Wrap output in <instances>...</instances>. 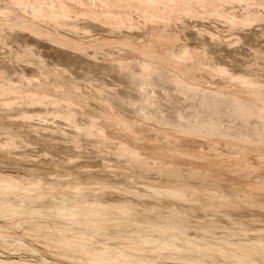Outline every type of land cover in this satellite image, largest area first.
I'll use <instances>...</instances> for the list:
<instances>
[{
	"label": "bare ground",
	"instance_id": "6f19581e",
	"mask_svg": "<svg viewBox=\"0 0 264 264\" xmlns=\"http://www.w3.org/2000/svg\"><path fill=\"white\" fill-rule=\"evenodd\" d=\"M209 18L216 20L222 30L213 29L214 34L199 25L202 22L200 20ZM261 18L263 22L264 0H0V26L9 28L7 32L14 37L0 33V43L11 45L14 40L18 46L33 44L37 50L38 46L43 52L40 54L52 58L51 61L62 58V64L67 67L74 65L75 69H71V73L75 77H90L92 73L95 76L96 71L106 74L111 71L115 74L118 88L115 89L117 84L114 82L115 90L109 89L111 92H108L113 95L112 101L108 104L104 101L105 107H99L104 104L98 99L99 106L96 105L97 100L93 101L96 106H86L89 104L85 101L86 96L72 89L74 84L61 78L57 68L38 76L33 75L35 79L30 77L31 82L26 78L28 76L21 80L33 88L30 91L33 97L38 93L39 99L47 97L60 105L68 100L76 104V108L69 114L61 109L42 110L41 120L49 114L57 117L56 120L69 121L82 114L85 118L82 116L81 119L86 124L83 123L79 128H85L82 132L84 135L97 136L95 146L98 150L104 151L109 142L117 139L112 152L104 151L110 158L105 161L110 160L112 163L104 162L103 170L126 175L114 185V189L102 177L91 178L95 181L82 179L81 176L71 178L74 172L69 169L67 173L71 179L68 180L58 177L47 180L32 171L23 175L0 170V221L5 222L7 227L4 228L19 227L22 216H26L33 224L28 228L32 229L33 237H37L43 234L40 227L45 222L38 223L36 219L43 217L51 222V228L55 230L54 236L46 234L54 237L52 239L55 241H45L53 245L57 243L49 250L50 245L46 244L48 247L44 249L41 243H36L43 247L44 250H41L32 246L30 240L26 243L21 241V235L13 232L12 236L0 237V244L8 243L9 250L17 254L9 258L0 255V264H143L150 260L160 262L168 258L179 259L183 264H264V226L255 228L256 233L253 231V235H248L250 219L230 217L234 226H230L229 231L221 236H215L213 233L217 222H196L190 218V210L196 206V209L210 208L212 203L214 206H222L219 204L223 202L234 207L236 202L231 203V198L241 192L240 200L245 201L244 205L262 207L263 202L258 201V197L256 199L255 196L259 194L255 195V190L264 192V175L260 180H247L243 178V173L264 169V77L259 71L247 68L238 73L228 72L227 64L217 60L213 64L210 59L212 62L209 63V53L206 47L202 48V44L207 43L198 40L195 47L189 48L190 44L182 35L184 28L180 30L186 24L184 21H188L190 26L200 27V33L205 31L208 36L214 34L218 42L229 44L244 36L243 30L248 27L250 29ZM0 28L1 31L4 29ZM199 32L195 34L200 35ZM193 41L191 44L195 43ZM100 47L107 48L112 55L115 50L122 52L126 49L131 57L128 52V56H125V52L122 58H114L113 55L112 59L107 56L111 64L87 57L90 49L101 51ZM24 51L28 53L30 49ZM32 53L28 54L35 57L36 54ZM257 57L258 60L262 58ZM9 64H4L0 59V84L11 83L8 82L12 80ZM50 76L54 78L53 81L48 80ZM102 79L98 84L100 91L109 85L106 82L108 80ZM81 83L88 84L83 81ZM85 86L88 85H83V88ZM95 87L90 88V91ZM8 90L0 91V99L7 108L11 106L19 89H15L16 92ZM100 91L96 90L95 95L100 97ZM156 97H160L157 100L159 102L155 100ZM125 111L130 112L129 115ZM153 113H158L160 119L156 117L157 120H151ZM27 115H21L22 119ZM2 116L0 132L8 133L6 117ZM166 118H169L170 123ZM225 119H228L230 125L226 130H221ZM149 122L153 123L151 136L144 133L146 123ZM164 122L168 125L165 126ZM79 135L78 132L74 133L72 140L78 142ZM198 141L202 143L197 144ZM152 171L164 176V179L159 180L161 182L145 180L147 173ZM183 176L195 181L190 183L191 180L178 179ZM227 181L229 184H222ZM92 182L97 186H90ZM110 187L121 196L100 198L98 192ZM45 198H48L47 205H44ZM181 206H186L188 211L182 210ZM233 209H237L236 206ZM212 211L219 209L213 208ZM225 213L232 214L226 210ZM251 222L253 225L250 224V227L254 226L253 220ZM238 235L242 236L236 237ZM93 236L122 239V244L95 247L86 241ZM23 246L28 251L26 254H29L26 257L18 256ZM55 247L59 250H54L57 256L53 257L55 255L47 251L53 252ZM143 252L147 256H143Z\"/></svg>",
	"mask_w": 264,
	"mask_h": 264
},
{
	"label": "rangeland",
	"instance_id": "374dc122",
	"mask_svg": "<svg viewBox=\"0 0 264 264\" xmlns=\"http://www.w3.org/2000/svg\"><path fill=\"white\" fill-rule=\"evenodd\" d=\"M261 14H263V12ZM259 19H257L258 22L256 24L255 23L252 24L250 29L248 27V28H246V30L244 29L245 31L243 30V34L245 33L244 36L240 37L237 41L231 42L229 44H228V42H224V43L218 42L217 38L214 36L215 32H214L213 29H216L217 31L222 30L221 28L219 29V27H218L219 23H216L217 21L214 20V19L210 20V18H209L208 20L207 19L200 20V22L201 21L202 22H201V24L199 23L200 26H203V28H206L210 32L214 33L213 34L214 37L212 35L208 36V33L205 32V31H201L203 33H200L199 32L200 27H198V26H195V27L190 26L188 21H186V22L184 21V23H186V24L185 25L183 24V26L180 27V30H183V28H184V30H183L184 34H182V35L185 36V37L184 36L183 37L186 38L185 40L187 41L188 45L190 44L189 48L195 47L196 46L195 44L197 43L198 40L199 41H204L205 43H207V45L206 44H202V48L206 47L205 49L209 53L208 54L209 63H211L212 61H213L212 62L213 64L215 62L217 63V61L223 62V63L227 64L226 67L229 70L228 72H232V73H238L237 71L244 70L246 68L250 69L252 71H259L262 74V78H263L264 77V61H263L264 60V51H263L264 50V18H263V22H262V18H261V21ZM254 22H256V21H254ZM0 27H4V29H3L4 31L3 30L1 31V28H0L1 35H7V33H8L7 31L10 30V29L5 27V26H0ZM5 29H7V30H5ZM191 31H193V32H191ZM185 32H187V34ZM196 32H199L200 35H196L195 34ZM8 35L11 36V34H9V33H8ZM9 36H6V37L9 38L8 40H12V38L14 39L13 35L11 36L12 38L9 37ZM208 37H210V38H208ZM196 38H198V39H196ZM86 39L87 38H84V40H86ZM210 39H212V40H210ZM213 39H216V40H213ZM193 40L195 41V43L191 44ZM2 43H0V53H1L0 54V59H1V62L3 61L4 64H9L10 63L9 66L12 68V74H10L11 77H12V80L8 81V82H11L12 84L11 83H7V85H8V87H7L6 83H1L0 84V91L1 92H3L4 90L5 91H9L8 89H10V91H12V92H14V91L16 92V90H18V89H19V91H18V93L17 92L15 93V97L17 96L18 100H17V98L14 97V100L11 101L12 102L11 106L9 105L10 103L7 104V105H9L8 108H7L6 104L3 105L4 102H3L2 99H0V102L2 103L0 105V116H2V113H4L2 117H4V118L6 117L5 118V120L7 122L6 123V125H7L6 131L9 129L8 130L9 132L14 133V136H13L12 133L9 134V132L8 133L7 132H5V133L0 132V147L2 145V147L0 148V170H8V171L19 172V173H22L23 175L24 174H26V175L30 174L31 173L30 171H32V173L35 172V173L39 174L40 176H42L43 178H45L47 180H51V179H53L55 177H58L61 180H68L70 178V175H68L67 170L69 169V170H72L74 172L73 176H71V178L81 176L82 179H89L90 181H95V180H93L91 178L96 177V176L97 177H102V178L107 179V181L111 183L112 188H114V185L118 184L119 181L123 180L126 177V175L118 174V173L117 174H114V173L111 174V172H106V171L103 170V165H104V162L112 163V161H110V160L109 161H105L106 159H110V158H109V156H107V154L104 151L112 152L114 150L113 146L116 144L115 141H117V139H114L111 142H109L106 145V147L104 148V151H100L95 146L96 145L95 140L98 139L97 136L84 135L82 132L85 130V128H79V126L83 125V123L86 124V121L84 119H81V117L83 116L82 114L81 115L77 114L78 116L75 115L76 117L73 118L74 120L71 118V119H69V121H62L59 118H58L59 120H56L57 117H52L49 114L46 115V117H43L42 120H41V115L42 114H40V111H42V110H46L48 108V110L53 109L52 111H58L59 109H61L63 112L69 114V112H71L72 109L76 108V104L74 105V103L72 101L68 100V102L67 101H63L62 104L60 105L58 103L52 102L47 97L46 98L44 97L45 99H41V98L39 99V98H37V96H38L37 94L38 93L36 94L35 97H33V96L30 95L31 94L30 91H31L32 87H28L25 83H23V81H22L23 79L22 78H25L26 76H28L26 78L29 79L30 82H31L32 78L35 79V77H33V75L36 76L37 74L39 75L42 72H46V71L49 72L48 70L57 68V69H59L58 70V74L60 75L61 78L69 80V82L71 81L72 83L71 82L70 83L72 85L74 84L73 85L74 88H72V89H74V90L77 89L76 91L79 94H83L84 97L86 96L85 97V101H86V103L89 102V104H90V105L86 104V106L93 107V106H96L97 104L99 106L100 102H101L104 105H100L99 107H103V106L105 107L106 104L111 103L110 101H112L111 99H112L113 95L111 96V93L109 94L108 92H111V91H113V90L118 88V83L116 82V79H114V78H116L115 74H113L111 71L108 72V74H106V72L103 73L102 71L101 72L96 71V74L98 73L97 74L98 76H96V74H94L96 77L93 76V73L90 75V77H87V76H83L81 78L75 77V75H73L71 73V69H75V68H73L74 65L71 66V67L70 66L67 67L65 64H62L63 63L61 61L62 58H59L60 60L56 59V60L51 61L52 58L49 59L48 56H46V55L43 56V54L42 55L40 54V53H43V52H41V50H39L38 46H37V48H38V50H37L35 48L36 46L33 45V44L32 45L28 44L26 46L23 45V44H19V46H18V45H16L14 40H12L13 46H12V44L10 45V43H7V42L6 43L2 42ZM225 44H227V46ZM209 46H211V47H209ZM212 46H213V48H212ZM228 46H229V48H228ZM17 47H19V48L17 49ZM27 47H29V48H27ZM21 48H24V49H21ZM102 48L100 47L101 51L99 49L97 50V48H94L92 50L90 49V51H89L90 53L87 55V57L89 56L90 58H92V59H94L96 61L105 62V63L107 62L108 64H111L110 63L111 59H109L111 56L114 55V58H119V57L122 58V56L124 57V53L126 52L125 51L126 49L122 50V52H121V50H115L116 53L113 52L114 54L112 55V52H108L107 48H105V47H102ZM116 48H118V47H116ZM253 48H255V49H253ZM29 49H30V51H28V53L30 52V54L32 53L33 49L34 50L36 49L37 53H35L36 52V50H35V51H33L32 54L35 53L36 56L37 55H39V56L36 57L34 55L35 57H32L33 55H30L26 51H24V50H29ZM23 51H24L25 54L22 53ZM10 52H13V54L10 53ZM91 52H93V53H91ZM98 52H100V53H98ZM127 52L125 54L126 57L128 56L127 54L129 53V52L128 53ZM27 54H28V56H27ZM130 54L131 53H129V56L131 57ZM210 54H211V56H210ZM13 55H15L17 57V59H16V57L14 58ZM29 55H30V57H29ZM115 55H118V56H115ZM7 56L10 57V58H7ZM22 56H25L24 58H25L26 61L24 60V58ZM91 56H93V57H91ZM257 56H259L260 58L262 57V58L258 60ZM103 57H104V59H103ZM105 57H106V59H105ZM114 58H112V59H114ZM12 59H14L16 62L14 60L12 61ZM21 59H23V60H21ZM42 59H44V60L42 61ZM8 61H10V62L8 63ZM20 61H21V63H20ZM23 61H25L26 63L23 62ZM28 62H29V64H28ZM31 62H32V64H31ZM13 63H15V64H13ZM50 64H52V65H50ZM19 65H20V67H19ZM67 65H69V64H67ZM42 66H44V67H42ZM52 66H54V67H52ZM59 66H60V68H59ZM20 68H22L23 71ZM26 68L29 69V70L27 71ZM62 68H64V71H62L63 70ZM68 68H69L70 71L68 70ZM13 69H16L17 71L13 70ZM41 69H42V71H41ZM60 70H61V72H59ZM26 71H27V75H26ZM28 72H29L30 76H29ZM62 72L64 74H66V75H64ZM18 73H20V75ZM99 73H102L103 75H101ZM105 74H106L107 78H106V76H104ZM110 75L113 76V78L111 76L112 79L110 78ZM71 76H73L75 78L73 79V77H71ZM99 76H101V77H99ZM30 77H32V78H30ZM102 77L105 80L102 79ZM48 78H49L48 79L49 81H53V79H54L52 76H50ZM75 79H79V80L77 81ZM100 79H102L103 81H106V80L109 81L110 80V82L106 81L109 85L106 87V89L103 88L101 90L102 92L99 90ZM20 80L22 82H20ZM17 81H18V83L19 82L20 83L18 84ZM36 81H38L37 78H36ZM81 81H83L85 83L88 82V84H83V83H81ZM114 82H116V84H117L116 87H115L116 84L113 85ZM13 84H16L18 86L13 85ZM21 84H24V85H21ZM91 84H94V85L92 86ZM83 85H88V86H85L83 88ZM89 85H91V86H89ZM3 86H4V90H3ZM26 86L30 90L27 89ZM78 86H81V87H79L80 89H78ZM75 87H77V88H75ZM86 87L89 88V90L88 89L87 90L89 92H91V94L89 92L87 93ZM94 87H95V89H92L90 91V88H94ZM114 87H115V89H113ZM96 90L100 91L99 92V93H101V95H99L100 97L103 96L108 101H106L103 97L102 98L98 97L97 94L95 95ZM25 91L27 93H25ZM32 91H33V88H32ZM80 91H81V93H80ZM1 92H0V94H1ZM92 93H94V94L92 95ZM26 94H27V96H26ZM28 95H30V96L28 97ZM108 95H110L109 98H107ZM22 97H24V98H22ZM25 97H27V98H25ZM156 98L157 99H155V100L157 101V100H159L160 97L159 98L156 97ZM19 99H21V100H19ZM23 99H25V100H23ZM22 100H23V102H22ZM29 100H31V101H29ZM45 100H46V102H45ZM96 100H97V103L93 102V101H96ZM39 101H41V102H39ZM102 101L103 102L105 101L106 104H105V102L103 103ZM51 102H52V104H51ZM157 102H159V101H157ZM27 103H28V105H27ZM41 103H43V104H41ZM95 103H96V105H95ZM92 104H93V106H92ZM49 105H51V106H49ZM3 106H6V107H3ZM114 107H116L115 104H114ZM117 109H118V107H117ZM123 110H126V109L123 108ZM34 112H36V113L33 115ZM126 112H127V115H129L130 112L125 111L124 113L126 114ZM24 114H29V115L25 116L22 119ZM21 115H22V117H21ZM10 116H11V118H10ZM36 116H37V118H36ZM151 116L153 117L151 120L154 119V121H155L156 117H157V119H160V117H161L158 113H153V115H151ZM151 116L148 115V117H150V118H151ZM83 118H85V117L83 116ZM49 119H51V120H49ZM166 119H167L166 121L168 123H170V121L168 120L169 118H166ZM227 120L228 119L223 120L224 122H223V124H221V130H226V128L230 125V122H228ZM57 121L60 124H58ZM73 121H74V123H73ZM167 122H164V124L166 123L165 126L168 125ZM9 123H10V125H9ZM38 123H41V124L38 126ZM146 124H147V128H145L144 133L147 136H151V134L153 133L152 132L153 123L149 122V123H146ZM68 125H69V128H68ZM8 127H10V128H8ZM61 129H62V131H61ZM77 132L80 135L78 137V139H79L78 142H75L74 140H72L71 137H72V135H74V133H77ZM223 132H225V131H223ZM7 134H9V135H7ZM15 135H17V136H15ZM233 135H238V137L242 136L239 133H233ZM11 137H14V138H11ZM10 140H12V141L10 142ZM201 143H202L201 141L197 142V144H201ZM88 144L89 145L91 144V145L89 146ZM120 158H122V157L120 156ZM70 159H72V160H70ZM66 165L69 166V167H67ZM63 166H66V168H64ZM168 168H171V167H168ZM89 174H91V175H89ZM99 174H100V176H99ZM247 175H249V176H247ZM263 175H264V169L263 170L262 169H258L256 171L248 172V173H246V171H245L243 173L244 177L243 176L242 177L247 179V180H260V179L263 178ZM171 178H172V176H171ZM181 178H182V180H185V179L191 180L190 183L195 181L194 179H190V178H187V177H184V176L183 177H179L178 179L181 180ZM163 179H164V176H160V174L155 173V172L152 171V172L147 173L145 180L159 181V180H163ZM159 182H161V181H159ZM197 183L198 182H195L194 184H197ZM226 183L229 184L228 181L227 182H223L222 184H226ZM94 185L97 186L96 183L92 182V184L90 186H94ZM138 186H140V187L144 186L145 187L144 184H139ZM228 188H229V186H228ZM108 189L98 192V194L101 196L100 198H102L104 196V199H111V198H114V197H117V196H121L119 192H116V190H114L115 188L111 189V187H110ZM86 194H89V193H86ZM241 194H242V192L239 193V195H237V196H234V195L232 196V198H231L232 202L231 203H233V202L235 203L236 202L235 203L236 205H233L234 207H231L229 205H225L226 203L224 204L223 202H221V204H219V205H222V206H214L213 203H212V205L209 206L210 208H208V207H200L201 209L200 208L196 209V207H198V206H196L195 208H192V210H190V214H192V215H190V218H191L192 221H196V222H208V221H211L214 224H215V222H217L215 224V231L213 233L215 236H221V234L229 231L230 226H234L231 223V221H230V217H238V216L241 217L242 216V217H244V218H246L248 220L250 219L249 225L250 224L253 225L251 220H253V222H254V219L258 218L257 220H255L254 226L250 227L248 225V228L249 229L251 228L250 230L252 232H250V230L249 231L247 230V234L248 235H253L254 234L253 231L255 232V228L264 226V192H262V191H260L258 189L255 190V195H258V196H255L256 199L258 197V201L263 202L262 207H259V208H257L256 206L244 205L245 201L240 200L242 198ZM229 199H230V197H228V200ZM228 200H226V201H228ZM47 203H48V198H45L44 199V205H47ZM141 204H143V202H141ZM235 206H236L237 209L234 210L233 208H235ZM185 207L186 206H181L180 208L181 209L183 208L182 210L188 211V208L187 207L185 208ZM213 208H216L217 210L219 209V211H212ZM223 208H224V210H223ZM205 209H207V210H205ZM225 210L227 212H229V213H232V214L231 215H227L225 213ZM22 218H23L21 220L22 223L19 225V227H16V228L11 227L9 229L4 228V227H7L4 224L5 222L3 223V222L0 221L2 223V225H1L2 227H0V237H6V236H9V235L12 236V233L16 232V235H21V237H19V239L21 241H24L26 243L27 240L28 241L30 240L29 242H30V244L32 246H34V247H36L38 249H41V250H44V249H46L48 247V246H46V244H48L50 246L52 245L51 247L49 246L47 250H49V248L52 249V247L57 245L56 242H54L56 245L55 244L53 245L52 242H48V241H55V240L52 239L54 237H52V238L49 237L51 235H47L46 236V234H52V236H54L53 233H54L55 230H54V228H51V226L53 227V225L50 224L51 222H49V221L47 222V219H45L43 217L37 218L36 220H37L38 223H44V222L45 223L43 225L41 224L43 227H40L41 228L40 231L43 232V234L40 233L39 236H37L38 238L35 237V236H34L35 237L34 238L33 235H32L33 234L32 229L30 230L28 228V227H32V225H33L32 223H30L31 220L28 217H26V216H22ZM258 220H259V222H258ZM255 223H257L258 225L255 224ZM30 224H32V225L30 226ZM45 225H46V228L44 227ZM48 225H49V227H48ZM24 227H25L26 231L27 230H29V231L28 232L23 231V230H25ZM226 228H227V230H226ZM20 230L22 231V233H21ZM190 231L193 232L192 229ZM23 232H26V233H23ZM249 232H250V234H249ZM27 233H30V234H27ZM44 233H45V235H44ZM22 234H25L26 237H33V238L27 239ZM240 236H242V235H238L236 237H240ZM46 237H49V239H51V240H49ZM102 237L103 236H99V237L98 236H93V237H91L90 239H88L86 241L89 242L90 245L92 244V246H95V247L96 246L97 247L98 246L102 247V246H106V245L107 246H109V245H111V246L115 245L116 246V245H121L122 244L121 243L122 239H119V240H118V238H109L108 239L105 236L102 239ZM40 238H43L44 241H41L43 239H40ZM45 240H48V241H45ZM110 240H112V241H110ZM114 240H116V241H114ZM33 242L35 244L36 243H39V244L41 243V245L44 247V249H43V247L41 245H39V246H38V244L35 245ZM43 242H46V243L43 245ZM49 243H52V244H49ZM9 247L10 246L8 245V243H1L0 244V249H1L0 255H3L4 257H8L9 258L10 256H14V254H17L15 251L14 252L12 250L10 251ZM24 247L25 246L22 247L24 249L23 251L21 250L22 248L19 250L21 252H20V255L18 253V256L26 257L27 255H29V254H26V253H28V251L25 250L26 248H24ZM14 250H16V249H14ZM54 250L58 251L59 249H58V247L57 248L55 247V249H53V252H52V250L50 252L49 251H47V252L50 255L54 254L55 256H53V255L52 256L56 257L57 253L54 252ZM144 251H145L146 254H148V252L146 251V248H144ZM1 252H2V254H1ZM145 253L143 252V254H144L143 256H147ZM30 256L32 257L33 255L30 254ZM156 262L157 261H155V260H150V261L145 262L143 264H148V263L149 264H170V263L171 264H183L182 261L180 262L179 259L177 260L175 258H173V259H169L168 258V259H165V260H161L160 262H157V263ZM65 264H71V263L65 262ZM92 264H98V262H92Z\"/></svg>",
	"mask_w": 264,
	"mask_h": 264
}]
</instances>
